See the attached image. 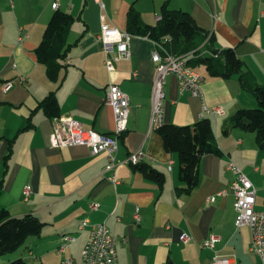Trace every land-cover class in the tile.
Masks as SVG:
<instances>
[{"label":"crops","instance_id":"crops-1","mask_svg":"<svg viewBox=\"0 0 264 264\" xmlns=\"http://www.w3.org/2000/svg\"><path fill=\"white\" fill-rule=\"evenodd\" d=\"M102 1L105 8L98 0H59L55 9L53 0H0V210L6 208L14 216L33 214L45 223L40 236H30L25 249L1 257L0 264L18 257L28 264H61L64 254L59 246L65 234L76 237L69 253L76 264H82L91 223L104 220L118 238L119 264H212L216 254L230 259L227 264H263L252 250L250 227L236 225L231 188L236 173L228 163L235 162L253 181L257 208L264 210V148L258 145L255 132L242 128L225 132L239 109L259 105L254 94L243 87L239 75L211 76L204 67L198 69L204 76L199 96L182 92L175 73L167 76L163 124L193 126L210 117L221 151L201 158L200 182L188 192L180 178L178 153L166 150L158 128L151 125L157 71L152 54L160 42L131 33V57L109 70L99 35L103 20L128 31L131 7L144 23L156 24L167 4L190 12L208 32L200 54L234 48L244 71L264 87V0ZM57 10L77 19L68 34L62 80L53 81L38 60L36 48ZM21 34L23 39H19ZM110 83L129 95L131 105L128 129L116 153V162L122 163L116 184L107 178L113 170L102 175L110 162L108 153L94 154L87 145L52 146L57 116L38 108L56 90L60 115L80 120L86 129L112 133L116 120L106 101ZM204 105L221 106L224 113L210 114ZM138 149L146 152L143 162L164 173L163 184L147 178L135 165L123 163ZM27 185L32 189L28 198L24 194ZM223 190L226 193L219 195ZM92 201L100 207L93 209ZM86 219L91 223L82 228ZM184 233L188 241L181 239ZM214 235L219 241L214 247L206 245Z\"/></svg>","mask_w":264,"mask_h":264},{"label":"trees","instance_id":"trees-1","mask_svg":"<svg viewBox=\"0 0 264 264\" xmlns=\"http://www.w3.org/2000/svg\"><path fill=\"white\" fill-rule=\"evenodd\" d=\"M70 12L57 10L46 26L43 38L36 48L38 60L46 65L48 77L53 81L62 80L61 73L66 67L64 60L70 44L68 34L76 20ZM127 30L132 34L148 36L165 43L174 55H186L194 52L189 65L194 69L204 67L211 76L232 77L239 75L243 87L252 92L259 102L258 108L239 109L229 120L225 132L233 128H242L256 133L257 143L264 148V87L249 73L244 71V62L232 47L214 54H200V46L207 40L208 32L201 28L193 15L184 10L171 9L164 4L162 18L156 24H146L134 7L128 12ZM212 41V37L210 38ZM50 117L61 114L56 90L50 92L40 103ZM166 150L177 152L180 159V178L186 182V191H192L200 182L199 165L207 153H221L215 142L212 119L205 117L191 125L164 123L158 127ZM12 150V147H11ZM11 152V151H10ZM11 153L8 154V157ZM136 169L144 172L149 179L163 184L165 175L152 165L141 162ZM3 179L0 181V192ZM45 223L33 214L14 216L4 208L0 210V258L17 252L30 236H40ZM6 264H28L18 257Z\"/></svg>","mask_w":264,"mask_h":264},{"label":"built area","instance_id":"built-area-1","mask_svg":"<svg viewBox=\"0 0 264 264\" xmlns=\"http://www.w3.org/2000/svg\"><path fill=\"white\" fill-rule=\"evenodd\" d=\"M105 8L102 0H98ZM52 6L59 8V0H53ZM105 17V15L103 16ZM21 30H23L21 28ZM20 35L19 39H23ZM27 36V35H26ZM131 38L132 34L124 31L112 24L110 21L103 20L99 39L103 45V51L106 54V66L113 70L116 62L131 57ZM153 51L152 60L156 64V77L153 84V111L151 125L164 120L165 111V84L169 74L175 73L178 77L180 90L189 91L193 95H201L204 76L198 70L189 65V54L174 55L166 49L161 43ZM8 88V86H6ZM107 103L113 107L116 128L112 133H101L96 130L86 129L82 122L70 115H60L55 117L53 132L50 142L54 147H66L71 145H87L94 154L106 152L110 156V162L102 170L105 176L106 170H113L114 173L107 178L118 183L117 169L122 163L116 162V153L120 147V137L128 129V121L131 112L129 95L115 83H110L106 97ZM204 111L211 114H222L224 109L221 106L208 107L204 105ZM138 159H146V152L138 149L131 152L123 163L138 164ZM228 168L236 173V178L232 183V190L235 195V207L237 210L236 225L238 227L249 226L252 233V250L258 253L264 264V210L257 208V188L247 174L233 161L228 163ZM31 186L27 185L24 194L28 198L31 194ZM226 191H220L218 194H225ZM215 200V197H212ZM93 209H98L100 203L91 202ZM139 219V215L137 216ZM91 222L86 219L81 227L89 225ZM92 231L90 238L82 250V264H117L115 255L117 250V239L110 232L106 220L98 223H91ZM181 239L188 241V234H182ZM76 237L69 234L62 237L60 252L64 254L61 264H76V259L69 251ZM219 241L218 236H212L205 241V244L214 247ZM230 259L222 258L218 254L213 257L212 264H227Z\"/></svg>","mask_w":264,"mask_h":264},{"label":"bare ground","instance_id":"bare-ground-1","mask_svg":"<svg viewBox=\"0 0 264 264\" xmlns=\"http://www.w3.org/2000/svg\"><path fill=\"white\" fill-rule=\"evenodd\" d=\"M163 121H164V120L159 121V122H157V123H154V124L152 125V127H153V128H158L159 126H161V125L163 124ZM142 161H144V159H138V164L141 163ZM67 236H69V234H65L63 237H67ZM115 262H116L117 264H119V262H118V252H116V255H115Z\"/></svg>","mask_w":264,"mask_h":264},{"label":"rangeland","instance_id":"rangeland-1","mask_svg":"<svg viewBox=\"0 0 264 264\" xmlns=\"http://www.w3.org/2000/svg\"><path fill=\"white\" fill-rule=\"evenodd\" d=\"M214 55H215V53H213ZM204 82V81H203ZM201 95H202V93H201ZM196 96H199V95H196ZM207 106V105H206ZM259 107V105L257 106V107H252V108H258ZM211 114V113H210ZM92 151V150H91ZM93 153V152H92ZM232 186V185H231ZM102 222V221H101ZM96 223H98V222H96ZM85 227V226H84ZM84 227H82V228H84ZM110 228V227H109ZM110 232H111V234L113 235V236H115L116 237V239L118 240V238H117V236L115 235V234H113V232L111 231V229H110ZM64 236V235H63ZM62 236V237H63ZM62 241V240H61ZM22 249H25V246L22 248ZM23 251V250H22ZM59 251H60V247H59ZM62 262V261H61Z\"/></svg>","mask_w":264,"mask_h":264}]
</instances>
